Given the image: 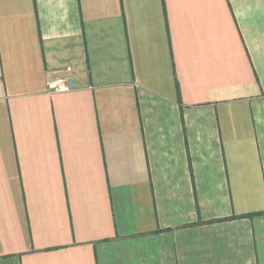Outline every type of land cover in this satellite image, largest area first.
<instances>
[{
	"label": "crops",
	"instance_id": "0c3cea01",
	"mask_svg": "<svg viewBox=\"0 0 264 264\" xmlns=\"http://www.w3.org/2000/svg\"><path fill=\"white\" fill-rule=\"evenodd\" d=\"M0 264H264V0H0Z\"/></svg>",
	"mask_w": 264,
	"mask_h": 264
},
{
	"label": "built area",
	"instance_id": "2783aa9c",
	"mask_svg": "<svg viewBox=\"0 0 264 264\" xmlns=\"http://www.w3.org/2000/svg\"><path fill=\"white\" fill-rule=\"evenodd\" d=\"M70 84L71 83L69 78H60L54 82L49 83L48 88L51 91L66 92V91H70L71 89Z\"/></svg>",
	"mask_w": 264,
	"mask_h": 264
}]
</instances>
